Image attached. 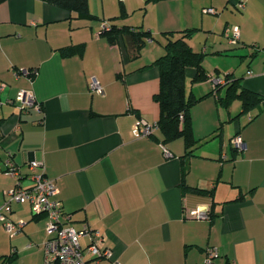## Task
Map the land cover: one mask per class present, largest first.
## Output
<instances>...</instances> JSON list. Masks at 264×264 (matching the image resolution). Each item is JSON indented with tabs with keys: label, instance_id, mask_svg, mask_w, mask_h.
I'll return each instance as SVG.
<instances>
[{
	"label": "crops",
	"instance_id": "1",
	"mask_svg": "<svg viewBox=\"0 0 264 264\" xmlns=\"http://www.w3.org/2000/svg\"><path fill=\"white\" fill-rule=\"evenodd\" d=\"M210 7L215 11L204 10ZM89 8L96 18L44 0L0 2V203L15 184L4 171L8 161L26 175L36 160L73 225L99 229L122 264H205L209 248L218 250L214 264H264V110L233 120L241 102L227 110L217 102L228 74L264 94V0H89ZM105 23L143 28L155 39L133 58L126 38L112 44L102 35ZM188 28L196 29L187 39L206 53L210 75L192 83L196 70L188 67V91L202 96L215 78L223 82L218 94L193 106L197 142L184 156L183 138L163 143L155 138H163L159 128L145 136L137 124L160 117V68L153 63L166 53L163 33ZM234 29L238 43L226 36ZM81 43L83 55L60 52ZM93 78L102 92L91 88ZM22 90L33 92L42 112L16 103ZM183 181L214 194L183 192ZM12 205V219L26 224L13 236L0 224V255L16 252L14 264H44L46 215L36 217L28 203ZM195 208L212 218H192Z\"/></svg>",
	"mask_w": 264,
	"mask_h": 264
},
{
	"label": "trees",
	"instance_id": "2",
	"mask_svg": "<svg viewBox=\"0 0 264 264\" xmlns=\"http://www.w3.org/2000/svg\"><path fill=\"white\" fill-rule=\"evenodd\" d=\"M4 0H0L2 2ZM51 4L63 7L69 10L73 16L81 19H94L89 8V0H44ZM152 1V0H151ZM240 8V7H239ZM242 9V8H240ZM121 13L119 17H123ZM118 18V17H115ZM113 18V19H115ZM106 29L102 28V35L107 37L110 43L115 44L122 39L129 41V51L131 57L137 58L148 39H155L154 35L143 28H134L130 25H118L110 23ZM195 28H188L180 31H165L166 37L164 48L166 53L155 60L160 68V89L154 94V100L160 106V117L157 127L160 129L163 138L158 140L163 143L171 142L178 138L185 140V155L189 156L193 152V147L197 142L193 132V123L191 110L195 104L211 94H218V85H214L213 90L202 96H196L187 88V68L194 67L196 72L192 78V83H199L209 79L210 75L204 66L206 53L196 51L188 42L189 37L195 32ZM85 44L71 45L62 47L60 52L63 56H72L75 54L83 55ZM257 53L254 51L253 56ZM34 75V73L32 74ZM224 84L225 93L217 95L219 106L228 109L235 100H239L242 110L233 118L236 119L243 114H247L255 109L264 110V94L243 86L241 78L233 79L231 74L226 75ZM220 127L218 128V130ZM238 149V148H237ZM233 148L234 153L238 151ZM182 156V157H184ZM183 192H196L213 196L214 189H202L188 185L185 181L181 183ZM43 215V214H42ZM41 216V214L36 215ZM213 213L210 212V218ZM17 259V253L0 255V264H14Z\"/></svg>",
	"mask_w": 264,
	"mask_h": 264
},
{
	"label": "built area",
	"instance_id": "3",
	"mask_svg": "<svg viewBox=\"0 0 264 264\" xmlns=\"http://www.w3.org/2000/svg\"><path fill=\"white\" fill-rule=\"evenodd\" d=\"M244 8V3L238 4ZM206 12H214L210 7L204 9ZM110 25L105 23L103 29ZM227 38L231 43H238L240 40V30L234 29L227 31ZM221 78L213 80L214 85L222 83ZM91 88L97 92H102L99 81L95 78L91 81ZM16 103L21 108H36L43 111V105L37 101L32 91L22 90L17 96ZM1 104V102H0ZM137 128L142 135L149 136L155 133L156 123H151L142 118L137 124ZM237 148L244 147L241 136L234 138ZM166 155H171L169 150L164 147ZM29 174L24 175L21 168L13 161H8L4 171L15 178V184L5 191L6 200L0 203V224L12 236L21 233L26 221L12 219L13 202L28 203L34 214H43L47 218L48 238L44 242L45 261L44 264H99L102 260H110V264H122L114 258L113 249L104 245L105 237L103 233L92 227L87 222L82 224L81 228L73 225V218L70 212H67L58 198V188L53 179L45 174L43 162L33 160L29 163ZM190 216L197 219L210 218L208 209L195 208L190 211ZM87 238V244L83 245L81 239ZM218 256V250L209 248L207 250V260L205 264H214V258Z\"/></svg>",
	"mask_w": 264,
	"mask_h": 264
},
{
	"label": "rangeland",
	"instance_id": "4",
	"mask_svg": "<svg viewBox=\"0 0 264 264\" xmlns=\"http://www.w3.org/2000/svg\"><path fill=\"white\" fill-rule=\"evenodd\" d=\"M241 59V58H240ZM245 65H246V63H245ZM223 109H226L225 107H223ZM227 110V109H226ZM227 124V123H226Z\"/></svg>",
	"mask_w": 264,
	"mask_h": 264
}]
</instances>
